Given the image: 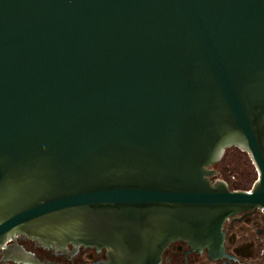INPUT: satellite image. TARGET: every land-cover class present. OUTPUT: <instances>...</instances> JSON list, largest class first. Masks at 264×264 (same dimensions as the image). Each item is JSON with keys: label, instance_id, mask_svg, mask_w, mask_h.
<instances>
[{"label": "water", "instance_id": "95a60500", "mask_svg": "<svg viewBox=\"0 0 264 264\" xmlns=\"http://www.w3.org/2000/svg\"><path fill=\"white\" fill-rule=\"evenodd\" d=\"M237 147L250 189L217 178ZM264 212V0H0V249L105 248L160 264L225 256L228 217Z\"/></svg>", "mask_w": 264, "mask_h": 264}, {"label": "flooded vegetation", "instance_id": "af4514ba", "mask_svg": "<svg viewBox=\"0 0 264 264\" xmlns=\"http://www.w3.org/2000/svg\"><path fill=\"white\" fill-rule=\"evenodd\" d=\"M217 178L223 179L217 174ZM223 230L226 233L224 242L226 255L211 259L207 250H191L184 241L172 242L163 252L160 264H264V212L254 208L228 217ZM6 245L21 246L31 252L38 263L16 261L6 258L0 249V264H103L108 259L107 250L96 247L81 246L73 252L56 250L42 246L36 239L18 235L7 241Z\"/></svg>", "mask_w": 264, "mask_h": 264}, {"label": "trees", "instance_id": "16d2710c", "mask_svg": "<svg viewBox=\"0 0 264 264\" xmlns=\"http://www.w3.org/2000/svg\"><path fill=\"white\" fill-rule=\"evenodd\" d=\"M222 166V178L232 189H250L258 173L249 155L237 147L226 150L219 163Z\"/></svg>", "mask_w": 264, "mask_h": 264}, {"label": "rangeland", "instance_id": "374dc122", "mask_svg": "<svg viewBox=\"0 0 264 264\" xmlns=\"http://www.w3.org/2000/svg\"><path fill=\"white\" fill-rule=\"evenodd\" d=\"M215 168L219 171V176H223L222 166L218 163L215 165Z\"/></svg>", "mask_w": 264, "mask_h": 264}]
</instances>
